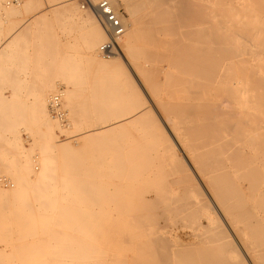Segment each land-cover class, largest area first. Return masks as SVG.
I'll return each instance as SVG.
<instances>
[{
  "label": "bare ground",
  "instance_id": "obj_1",
  "mask_svg": "<svg viewBox=\"0 0 264 264\" xmlns=\"http://www.w3.org/2000/svg\"><path fill=\"white\" fill-rule=\"evenodd\" d=\"M4 1L5 3L6 1L11 2V0ZM109 1L118 8V0ZM217 1L221 2L223 0ZM93 2L96 3L98 0H93ZM120 2L129 13L130 21L127 20V31L122 38V42H120V52L109 59L102 57L98 51L100 46L107 41V34L95 13L89 9L87 11L84 10L85 13H82L80 10L82 7H79L76 0H65V5L61 7L59 12L68 19L67 22H69L71 29L80 34L79 36L82 38L83 44H85L83 48H86V54L90 55V58L88 57L89 55L86 57L89 70L92 71V74L99 75H97L98 77L96 76V78L100 79V94L97 92L99 100L105 102V98L108 107L112 99L114 100L113 104L117 100L113 96L122 91L121 89L127 86L128 84L126 85V83L130 81L127 63L130 65L133 63L140 74L147 80H151V82H154L159 73L165 72L168 87L167 85L163 86L168 88L170 98L175 101L169 104L178 103L180 108L177 113L182 116V121L185 123L179 129L177 142L191 166L186 163L178 152L173 140L164 132L162 124L154 118L152 111L144 108L145 103L141 98V91L139 92V88L131 82H128L131 84V86L128 85L130 90H128V87L123 89L126 93L127 90L129 91V97L124 101L129 99L128 103L130 102L133 110L138 113L136 115L141 116L140 120L135 117L141 122V133H143L142 137L145 139L141 137L140 139L143 141L137 143L139 142L136 141L138 139L134 138L135 144L141 145L137 147L141 152L135 150L137 144L133 145L134 140L130 142V145L135 148L133 150L130 149V152L118 150L120 145L116 147V143L119 144L120 142L115 140L116 143L112 141L110 145L116 147L117 150L114 147L112 149L110 146L114 150L113 153L112 150L110 152L109 144L105 143V147L107 145L106 148H108V151H106L103 143L107 142L106 135L110 131L115 130L114 122L116 118L110 119V115L113 114L107 111L110 114L109 117L107 116L109 118L107 120L105 117L107 115L105 111L107 105H103L106 103L96 100L95 107L99 105L102 107L98 102L105 107L103 109L99 107L101 110L95 111L97 110L96 107L94 110L100 114L98 124L94 123L96 125H92V122H95L97 118L96 120H94L95 118L92 119L88 108L87 110L85 109L87 116L83 115L86 119H81V114L77 111V107L81 104H78L75 107V113L70 112V115L74 114V117L73 115L70 116V118L72 117L71 119L74 118L71 122L72 131L64 130L66 134H72L71 136H73L76 129L81 126V123H86L87 130H85L86 134L81 141L82 145L80 143L81 148L76 149L72 145H65L64 147L62 146L59 158L52 156L50 155V152H52L50 150H54L53 148L55 147L53 146L58 145V140H54L55 136L51 130L57 124V118L52 115L50 103L56 96H61V99L66 96L69 101L74 92H69L70 89L68 88V92H57L56 96L50 97L49 113L53 121L47 109L48 94L46 93L48 91H38L34 93L35 95L37 94V101L34 103L36 104L35 110L37 114L34 115L36 118L38 117L36 123L40 120L42 127L38 129L43 128L44 134V136L42 135L44 137L42 141L44 145H42L45 147V156L41 157V168H36L32 161L30 162L26 159L24 161L25 163L27 162L26 166L23 165L20 167L21 169H18L16 184H12L9 181L7 185L14 189L9 188L7 190V188H2L0 193L3 190V193L9 198L10 196L11 198L18 197L20 199L18 200L17 198L16 200L21 203L24 198V200L26 199L25 202L28 203L29 201L31 202V198L27 194H30V189H33L32 192L38 194H36L38 197L35 195L36 199H33L37 203L39 202L38 204L40 205L37 204L39 208H36L40 212L38 213L37 210V215L31 213L32 215L29 216V213L25 216L28 219L30 217L34 218L35 223L34 216H37L38 221L44 216H49L46 218H51L50 222L47 221L50 224L52 223V226L54 224L58 225V222L68 226L66 225L68 217L73 216V219L81 217L77 216V211L75 212L78 204L82 200V202L95 200V196L102 191L101 187L98 188L97 178L100 176V170L104 166L107 169L108 166L106 164H109L108 159L112 156L111 159L114 158L115 164L112 162L110 164L112 163L117 170V173H114L116 175V187L113 185L115 187L113 191L117 195V199H115L116 210H114L115 207L113 206L112 211L115 214L117 213L118 218L122 219L124 217L123 221L118 220V218L115 219L121 224L125 221L124 227L120 225L121 230L118 228L119 239L116 238L118 239V244L122 243L120 246L124 245V247H119L116 244L114 245L118 246L117 248L114 245H112L113 247L98 246L96 244L99 241L96 240H93L96 243L93 245L68 246L70 251L57 254V256L61 254L59 256L60 259L54 264H264V69L252 68L245 74L241 73L239 75L234 73L233 65L248 64V61L232 60L231 63L217 61L221 53H228V49L232 52L230 56L233 58L244 55L252 57L262 49L261 41L264 40V22H261L262 19L259 18H264V14L262 16L259 14L263 10L260 11L261 9L257 8L259 9L257 11H260L259 13L257 11L250 13L251 11H249L248 14H230L234 18L243 17L248 20L236 23L231 22L233 23L232 25L236 24L238 27L233 28V30L226 27L231 31V33H228V30L222 29L225 25L219 28L218 25L220 23L214 19L217 18L218 14L221 17V14L215 15L214 12V14L210 12L212 8H210V0H120ZM43 3L42 0H21L19 4L12 3L14 6H11L13 8L11 14L19 15L23 11L28 12L36 9L40 7L39 5L43 7ZM45 4L47 3L45 2ZM48 4L50 5L49 2ZM48 4L47 7H49ZM216 8L218 9V7ZM252 8L256 7L253 5ZM252 8L251 6L249 7V9ZM230 15L228 16L231 19ZM45 17L44 19H46ZM212 19L215 21H211ZM43 20L41 21L43 22ZM27 23L21 28L27 26ZM165 33H169L173 37L170 42L167 41L165 43L166 45H164V40L167 38L164 40L160 39V35ZM227 33L229 36H227ZM144 36L145 38L148 36L153 39L156 47L158 45L166 46V50L169 51L163 52L162 55L166 56L170 63L169 66L175 68L176 73L171 72V74L168 69V71H163L158 66L155 67L144 62L140 63L137 60V56L141 55L137 43ZM159 40L163 43L158 42ZM149 61L151 62V60ZM152 61L155 62L153 59ZM262 63L264 65V62ZM89 77L92 78L91 76ZM126 93L123 94L126 95ZM212 93L214 95L217 94L216 96L218 97L210 103L213 100L212 97L210 100ZM76 94L80 95L79 92L74 93L73 102ZM98 95L96 94L97 98ZM77 98L79 97L76 96L75 101L79 100ZM108 100L110 101L108 102ZM70 104L72 105V103ZM61 105L63 108L64 104L62 101ZM113 106L118 107L116 104ZM174 108L176 107L174 106ZM71 109L73 110V108H70V111H72ZM112 109L115 108L113 107ZM94 111L92 112L94 113ZM95 115L93 114V116ZM114 115V117H117L116 114ZM201 115L203 118H199ZM96 117L99 118V115ZM133 120L135 119L133 118ZM40 122L38 123L40 124ZM116 126L120 128L121 125ZM131 126L134 125L131 124ZM108 135L110 136L111 134ZM102 136H104L105 140L102 139ZM99 139L104 141L100 145L98 144L101 141ZM68 141L67 144L72 143L70 140ZM65 142L59 144L63 145ZM109 142L111 141L109 140ZM98 145L100 146L98 149L103 146L105 150L104 148L97 150L96 146ZM59 147L61 148V146ZM142 147H144L143 151ZM161 160L165 162L167 160L168 165L171 167V172L173 170V173L177 176V179L173 180L174 185L170 184L172 187L167 185V183V186H163L166 181L160 184L165 187L164 189L161 187L164 191H161L162 189H154L155 187L150 181L151 174L155 173L160 167L155 169L156 165L158 163L161 165V162L163 165ZM151 168H153L152 170L155 169V172L152 171L151 173L150 171V174H148L147 171L149 170H146V173H141L143 169ZM114 172H116L115 168ZM164 173L166 174V172ZM161 176L165 175L162 174ZM160 180L163 181L164 178ZM153 182L155 184L154 179ZM144 185H146V188L149 185L148 189L145 188L146 191L143 189ZM166 187H169V189H166ZM203 189L209 196L205 194ZM25 202L22 207L27 208L25 206L28 205ZM85 205H82V207ZM86 207V211H89V206ZM80 215L83 214L80 213ZM76 216L77 218H75ZM171 216H177L178 218L188 217L192 223H195L196 228L193 232L184 233L181 236L175 230L174 225L169 222ZM82 218L84 219V217ZM63 224H59V227ZM79 226L81 225L79 224ZM79 226L77 225L76 227L79 229ZM70 227L62 229L69 230ZM122 227H126L125 229L127 230L123 231ZM73 228L76 231V228ZM74 229H71V231L75 232ZM107 240L106 242H109ZM110 242H112V239ZM128 246L129 248H127ZM114 247L116 250L113 249ZM63 249L61 248V251H64ZM130 249L132 253L129 252ZM77 250H80V252H77ZM133 254H136V256Z\"/></svg>",
  "mask_w": 264,
  "mask_h": 264
},
{
  "label": "rangeland",
  "instance_id": "obj_2",
  "mask_svg": "<svg viewBox=\"0 0 264 264\" xmlns=\"http://www.w3.org/2000/svg\"><path fill=\"white\" fill-rule=\"evenodd\" d=\"M3 1L4 0H0V69L2 71L6 70V69H10L9 70L10 73L22 74L21 81L23 83V89L24 90L23 89L15 90V89H11V88H0V178L6 177L8 179V181H10L12 184H14V183L16 184V175H17V172L19 171L18 169H21L20 167H22L23 165L26 166L27 162L26 163L24 162V161H26V159L29 160L30 162L32 161L34 166L36 168H39L41 157L45 156L44 155L45 154L44 153L45 147L43 146L44 142L42 143V141L44 139V137H43L44 134H43V130H42L43 128L38 129L39 127H42V124H41L40 120L38 121V122H40V124L38 122L36 123L38 117L36 118V116H35L37 113L35 110L36 104H34V103L37 101V99H36L37 94L35 95L34 93H37L38 91L39 92H41V91L47 92L48 91L46 93V94H48L47 95L48 96L47 97L48 98L47 109H48V114H49L50 118H51V115L49 113V110H50L49 109V102H50V99L54 95L55 96L57 95V92L58 93L61 91L68 92L70 89L69 92H71V91H73L74 93L79 92V94H80L79 96L77 94L75 95V98H76V96L79 97V98H77V99H79L78 101L77 100L75 101V98H74V102L76 103V105L72 99L74 93L72 94V97L70 98L69 101L66 98V96H65V98H63L61 100L64 104L63 105L64 107L62 108V110H64V112H65L66 123H62L60 120L56 119L57 124L54 125V129L52 127L51 130L53 131L54 136H55L54 140L55 139L58 140V145L56 144L57 147H56V145L53 146L55 148H53L54 150H50V151H52V152H50L51 153L50 155L59 158L61 156L60 154L62 152V146L64 147L65 145L66 146L72 145L76 149L81 148L80 147L82 145L81 141H82V139H84V135L86 134L85 130H87V128H86L87 125H85L86 123H84V122L81 123V126L79 128H77L80 130L81 133L79 132V130L76 129V131L73 134L74 137L71 136L72 134H69V135L66 134V131L69 130L68 132H70L71 122L74 119V118L71 119L72 117L70 118L71 115H73V117H74V114L70 115V112L75 113V111H76L75 107L78 106V104H81L77 107L79 109V110L77 109V111L80 112V114H81V116H80L81 119H86V117H83V115L87 116L86 115L87 113L85 111V109L87 110V108H88V112L90 111L89 115L92 117V119L95 118L94 120H96V118H97V120L95 122H92V125H96L94 123H97V124L99 123L98 121L100 119V114H98L95 111H99V110L103 109V107H104L103 105H105V106L107 105L106 108L104 107L106 112L110 111L111 114H113V115H110L109 112H107V115H105V117L107 118V116L109 117V115H110V119L116 118L115 119L116 123L114 122L115 127H116L115 130L110 131L108 133V134H111L110 136L108 134L106 135V137H107L106 141L107 142H104L101 139H99V141L101 140L99 143L97 142L99 145L101 142H104L103 143L104 147H105V143L107 145L109 144L108 148L110 149V152L112 149L118 147V145H120L118 147V150L121 149V151H123V152H126V151L130 152V149L133 150V148H135V147H136L135 150H138L137 147L141 146V145L137 144V143H140L141 141H143L140 139L143 135V133H141L142 128H140L141 122L139 121L141 119V116L139 117V115H136L138 113L135 110H133L131 103L130 102L128 103L129 99H128V101H124L125 99L127 100V98L129 97V95H128L129 91L128 90H130V87H128V85L131 86V84L128 82L135 84L137 86V88H139L138 91L139 92L141 91L140 92V94L142 95L141 98H142L143 102L145 103L144 108H147V110L150 109L152 111L154 118H156L160 122V124H162L164 132H166V134L173 140L174 144L176 145V148L178 149V152L184 158L186 163L188 165H190L187 157L185 156L184 151L181 149V146L177 142V140H178L177 134L180 132L179 129L181 127H183L185 125V123L182 121V116H179L177 113V112H179V108H180L178 103L174 104V105L169 104L171 102L174 103L175 101L172 100L173 98H170V94L168 93V88H164V86H163V85H167L166 84L167 76H165V74H164L165 72L159 73L158 74L159 76L154 80V82L153 81L151 82V80L150 81L147 80L146 78H144L140 74L139 70H137L136 66L133 65V63L131 65L129 63H127V72H128V75L130 76V81H128L126 83V85L127 84L128 85L124 86V88L128 87L129 89L127 90V93H126V91L123 90L124 88L121 89L123 91V93H126V95L121 93L122 91H120V92H118L119 95L116 94L118 96H116V95L113 96L115 98V100L117 99L114 104H116L118 107L113 106L114 105L112 103L114 101L113 99L111 100V102H109L110 100H108V102H109V107H108V104H107V101L105 100V98H104L105 102H102V100H99L98 93L100 94V90H101L100 84H99L100 79L96 78V76L98 74L94 75V74H92V71L89 70L90 68H89V64H87L88 60L86 58L87 55H89V54L88 53L86 54V52H87L86 48H83V47H85V44H83L84 42H83L82 38L79 36L80 34L77 32H74L71 29V26L68 24L69 22H67L68 19H66L65 15H63L62 13L59 12L61 7H63L65 5L64 4L65 0H64V2H62L63 0H61V1L57 0V2H56V0H47V1L42 0V3H43V1H45L47 4L49 2L50 3V5L48 4L49 7H47V4H45V2H44L43 7H41L42 5H39L40 7L33 9L31 11H28V12L23 11V13H20L19 15L11 14L12 10H13L12 7L14 6L12 4V2L6 1V3H5V1L4 2ZM76 1L78 2V5L80 7L81 6L80 1H78V0H76ZM210 1H211L210 2V8L212 7L210 9L211 13L214 12L215 15L220 13L221 17H223V15H225V17L221 18L220 15L218 14L217 18H214V19H216V22L220 23L218 25L219 28H222L223 25H225L222 29H226V30H228L229 28H232L231 30H233V28L238 27V25H236V24L232 25L233 23L248 20L247 18H243V17L242 18H240V17L234 18L231 16L233 14H235V15H238V14L241 15L242 13L248 14L249 11H251L250 13H252V12L254 13L259 9H261L260 11L263 10L261 12V14H259V15L262 16L264 14L263 13L264 12V9H263L264 8V0H247V1L246 0H223L221 2H218L217 0H210ZM51 2H53V3L51 4ZM212 2L214 3V5ZM219 3H220V5H219ZM221 4H222V6H221ZM253 5L256 8L253 9L252 8ZM117 6L119 9L122 10V13L124 15V21H126V24H127L128 21H130L129 13L126 11L124 5L120 2V0L117 1ZM248 6L249 7L251 6L252 9H249ZM216 7H218V9ZM257 8H259V9H257ZM80 10L82 13H85L83 9L80 8ZM85 11H87V10H85ZM245 11H246V13H245ZM228 15L231 16V19L229 18ZM226 16H228V18H226ZM44 17L46 19H44ZM232 18H234V19H232ZM214 19H212L211 21H215ZM259 19H262V21L261 20L260 21L264 22L263 17H260ZM41 20H43V22ZM26 22H28L26 24L27 26H25L26 29H25V27L21 28ZM221 22H222V26H221ZM228 22H230V23H228ZM231 22H233V23H231ZM224 23H226V24H224ZM227 24H229V25H227ZM228 31H226V32H228ZM228 33H231V31H229ZM17 34H20V35H17ZM227 36H229V34ZM160 37H161L160 38L161 40L162 39L164 40L167 38L166 40H164V45H166L165 43H167V41L170 42L173 39V37L169 33H165L163 35H160ZM78 38H80V39H78ZM161 40H159L158 42L163 43ZM139 41L137 43V46H139L138 50L140 48L139 52L141 53V55L137 56V60L140 63L141 62L142 63L143 62L148 63V64H151L152 66L154 65L155 67L158 66V68L163 69V71L168 69L170 73L171 72L176 73V69L169 66L170 63L166 59V56L162 55L163 52L166 53L167 51H169V50H166V46L162 47V46L158 45L159 48H158V46L157 47L154 46L155 44L153 42V39H151L148 36L146 38H145V36H144V38H140ZM261 44H262L261 45L262 51L258 50L259 52H257L255 54L257 56L253 55L252 57H250L249 55H244L241 57L233 58L230 56L232 54V52L228 49V51H227L228 53H221L220 54L221 56H219L217 58V61L218 62H225L226 61L227 63H231L232 60H235V61L240 60V62L242 60L245 62L248 61V64L244 63V64L235 65V66L233 65L232 69L234 70V73H237L239 75L241 73L245 74L249 69H252V68L264 69V65L262 63V62H264V47H263L264 46L263 45L264 40L261 41ZM151 51H152V53H151ZM118 52H120V47L117 50V53ZM258 53L260 56L258 55ZM223 55H224V57L222 58ZM88 57L90 58V55ZM152 59L155 62H153ZM149 60H151V62ZM86 61H87V63H86ZM147 61H149V62H147ZM260 63H262V65H260ZM134 64H135V62H134ZM77 71H79V72H77ZM14 74H12V75H14ZM89 76H91L93 78V81H92V78H90ZM7 80H9V79H6V78L3 79L2 78L0 80L1 81L0 85L2 87H4V85H6L5 82ZM79 84H80V86H79ZM75 85H76V87H75ZM49 87H50V89H49ZM167 87H168V85H167ZM75 89L77 90V92H75L76 91ZM96 94L98 95V98H97ZM216 95H214V93H212V96H210V100H211V97L213 100H211L210 103H212V101L217 99L216 97H218V96H216ZM96 100L97 101L99 100L100 102L106 103V104L102 105V103L98 102V104H101L102 107H100V105H99V106H96L97 107L96 108L95 107ZM120 100L121 101L123 100L122 104L124 103V105L121 104ZM11 102L14 104H12ZM21 102H22V104H21ZM69 102L72 103V105ZM87 104H90V105H87ZM110 104H111V106H110ZM119 106H120V108H119ZM174 106L176 108H174ZM113 107L115 109H112ZM70 108H73V110L74 109L75 110L73 111L71 109L73 111L72 112V111H70ZM95 108L97 110H95ZM107 108H109V109H107ZM110 108L114 111H112ZM92 111H94V113ZM67 112H68V114H67ZM93 114L94 115L96 114V115L93 116ZM114 114H116L117 117H114L115 116ZM98 115H99V118L96 117ZM68 117H69V119H68ZM75 117H76V115H75ZM133 118L135 120L136 119L137 120L135 121V120H133ZM199 118H203L202 115L199 116ZM107 120H109V118H107ZM117 122H118V124H117ZM132 122H134V123H132ZM129 124H130V126H129ZM131 124L134 126H131ZM116 125H118V126L121 125V126L119 128ZM137 125H138V127H137ZM64 130H66V131H64ZM38 132H39V134H38ZM112 132H114V134H112ZM112 135L115 136V137L113 136L115 139L112 137ZM104 136H102L103 138L102 137L101 138L105 140ZM134 138L138 139L136 141H139L136 143L137 146H135L136 141L134 140ZM143 139H145V138H143ZM68 140H70V142H72L74 145L72 143L67 144L69 142ZM109 140L111 142H109ZM114 140L117 142H120L122 145L120 143L117 144ZM133 140H134V142H133ZM65 141H67V142H65ZM112 141L114 143H116V145H117L116 147L110 145V144H112ZM64 142H65V144L60 145L61 143H64ZM125 142H126V144H125ZM130 142H133V145L135 147L134 146L132 147L130 145L131 144ZM80 143H81V145H80ZM38 144H40V145L38 146ZM107 145H106V147H107ZM59 146H61V148ZM98 146H96L97 150H101L102 148H104L102 146L101 149H98V148H100V146L99 147ZM110 146L112 149L110 148ZM105 148H104V150H105ZM108 148H106V151H108ZM58 149H61V150H58ZM141 149L143 151L144 147H142ZM116 150H117V148H116ZM55 151H57V152H55ZM113 151L114 150H112V153H113ZM53 152H55V153H53ZM133 152H135V151H133ZM133 152H131V153H133ZM139 152H141V151H139ZM111 157L112 156H110L109 158L111 159ZM110 159H108L109 164L108 163L106 164L108 166L107 169H105L106 166H104V168L101 169L102 171L100 170V176H98V178H97V182L99 185L98 188L101 187L102 191H100V193H98L95 196L96 197L95 200H92L94 202H92V201L90 202L89 200L86 202H82L83 201L82 200L80 202V204L85 205V203H87L84 207H82V205L80 207V204H78L75 212L77 211L76 212L77 216H81V217H79V218H77V216L75 217L79 221L77 219H73L72 218L73 216L68 217L69 219H67L68 222L66 223V225H68V226H64L65 224H63L62 222H58L57 223L58 225L54 224L52 226V223L51 224L49 223L51 221V218H49V219L46 218L49 216H46V217L44 216L45 219L42 217L39 219V221L36 218L37 216H34L36 223L34 221V218L32 219L30 217V219H28V217L25 216L29 213H30L29 216L32 214L37 215L40 212V210H38L36 208L40 204H38L39 202L37 203L36 200H34V199H36V196L38 194L36 193L37 194L36 195L35 193H33L32 192L33 189L32 190L30 189L31 192L28 191V192H30V194H27L31 198V202L29 201L28 203H30L32 206L30 204H28L27 202H25L26 199L24 200V198L22 200V203L20 201H18L20 199L18 197H17L18 200H16L17 199L16 197L11 198V196H10V198H11L10 199L8 196L5 195V193H3L4 191L2 190L0 193V264H7V263L8 264H42V263L43 264H47V263L48 264H54V262L57 263L60 259L59 256L61 254L59 256H57V254H59L60 252L61 253L66 252L67 253L70 251L68 246H76V245L80 246V244L81 245L96 244L95 241L93 242V240L99 241L96 244L98 246L113 247L112 245L116 244L119 247H124V245L120 246V244H122V243L118 244V239H119V237H118L119 232L118 231H119V229L121 230L120 225H123V227H124L125 221L123 222V224H121V222L118 223V221L116 220L118 225H119V227H117L118 225H117V223H115L116 222L115 219L118 218L119 216L116 215L117 213L115 214V212L112 211V209L114 207H115L114 210H116V206H115L116 200L115 199H117V195H115L116 193H114L113 190L116 187V185H115L116 175L115 174L117 173V170H116V167L113 166V164H115V162H114L115 160H113L114 158H112L111 161H110ZM161 161H163V165L161 162V165H160V163H158L157 164L158 166L156 165V168L153 166L155 169H157V167H159V166L160 167L163 166L161 169H160V167L157 169L159 172L157 170L155 172V169L152 170L153 168L143 169L141 171V173H143V174H144V172L146 173V170H149V171H147L148 174H150L149 173L150 171H151V173H152V171L156 173V174L152 173L154 175V177L151 174V180H150L153 183V187H155L154 189H162V188L164 189L165 187H162L160 185L164 181H166V182H165V185H163V186L169 185L170 187H172L174 185L173 182L177 179V176L175 175V173H173V170L171 172V167L167 163L168 161L167 160H166V162L164 160H161ZM110 162H112L113 164L112 163L110 164ZM114 168H115L116 172H114ZM103 169H104V171H103ZM161 170H162V172H161ZM164 172H166V174L168 172V174L166 175ZM170 173H172V174L169 176ZM101 174L103 177L101 176ZM162 174L165 176H169V177H167L168 179L165 176H161ZM156 175H157V177H155ZM162 177L164 178V180ZM153 179L155 181V184L153 182ZM155 179L157 180L158 185L156 184ZM160 179H162L163 181H161ZM196 180H198V179L196 178ZM99 181H100V183H99ZM166 183H167V185H166ZM113 185L115 187H113ZM144 186L145 187L143 189L146 191V189H148L149 185H147V188H146V185H144ZM159 186H160V188H159ZM2 188H4V189L7 188V190H9V188H12V187L4 186V185L0 184V190ZM12 189H14V188H12ZM12 189H10V190H12ZM163 189L161 191H164ZM166 189H169V187L168 188L166 187ZM166 189H165V191H167ZM203 191L205 192V189H203ZM115 192H116V189H115ZM205 194L207 196H209V194H207V192H205ZM112 195H114V196H112ZM33 196H35V197H33ZM102 196L104 197V199ZM33 200H34V202H33ZM24 202L29 207L25 206V205L24 206L27 208L22 207ZM88 203H89V205H88ZM113 203H114V205H113ZM86 206H89V211L88 210L86 211V208L88 209V207H86ZM78 208L81 210H79ZM31 210H32V212H31ZM37 210H38V213H36ZM87 212H89V213H87ZM112 212L116 216H114L112 214ZM80 213L83 215H80ZM85 213H86V215L88 214L87 216L85 215L86 217L84 216ZM82 217H84V219ZM71 218L73 221L70 220ZM41 219H43V221L40 222ZM119 219L120 218H118V220ZM122 219H120V220L123 221L124 219L123 220ZM70 221H72V222H70ZM76 221H78V223H76ZM113 222L115 223V225ZM169 222L171 223V225H174L175 230H177L178 233L181 234V236L184 235V233L189 234V233L193 232V230L196 228L195 223H192L190 221V218H188V217L178 218L177 216L176 217L171 216L169 219ZM42 223H44V224H42ZM70 223H72V224H70ZM59 224H63V225H60L61 228L59 227ZM79 224L81 226H79ZM70 225L75 227L76 231L77 230H79V231L76 232L72 226L70 227ZM77 225L79 226V229L76 227ZM40 226H41V228H40ZM65 227H70L69 228L70 231L68 229H62ZM123 227H122L123 231L127 230V229H125L126 227L125 228H123ZM114 228H116V229H114ZM71 229H74L75 232H73V230L71 231ZM139 229L141 230V228H139ZM54 232L55 233L57 232L58 234L57 233L55 234ZM115 234H117V235H115ZM105 238L108 239L107 241H109V242H106ZM116 238H118V239H116ZM69 239H71V240H69ZM111 239H112V242H110ZM102 240H104V241H102ZM62 245H63L64 249H63ZM116 245H114V246L117 248L118 246H116ZM129 245H131V244H129ZM115 247L113 249L116 250ZM61 248L64 251H61ZM67 248H68V250H67ZM127 248H129V246ZM130 248L132 249V247H130ZM119 249H117V250H119ZM131 249L129 251L130 253H132ZM121 250H122V248H121ZM134 250L135 249L133 248V252L135 253ZM78 251L80 252V250H77V252ZM49 254H50V256H49ZM136 254L138 255L137 251H136ZM136 254H133V255L136 256ZM45 262H47V263H45Z\"/></svg>",
  "mask_w": 264,
  "mask_h": 264
},
{
  "label": "built area",
  "instance_id": "obj_3",
  "mask_svg": "<svg viewBox=\"0 0 264 264\" xmlns=\"http://www.w3.org/2000/svg\"><path fill=\"white\" fill-rule=\"evenodd\" d=\"M21 0H12L13 4H19ZM83 10H91L95 13L100 24L107 34V41L99 48V54L104 58H111L117 54L120 42L127 31V25L124 23L122 10L113 5L109 0H99L94 3L93 0H78ZM61 96H56L50 103V109L53 117L66 123L65 112L62 110ZM0 184L8 185L6 177L0 178Z\"/></svg>",
  "mask_w": 264,
  "mask_h": 264
},
{
  "label": "crops",
  "instance_id": "obj_4",
  "mask_svg": "<svg viewBox=\"0 0 264 264\" xmlns=\"http://www.w3.org/2000/svg\"><path fill=\"white\" fill-rule=\"evenodd\" d=\"M10 69H6L4 71H2L0 69V80L3 78L9 79L5 82L6 85H4V87H2L0 85V88H11V89H15V90H21L23 89V83L21 81V76L22 74L20 73H10L9 72ZM22 72V71H21ZM14 74V75H12ZM1 84V81H0ZM8 85V86H7Z\"/></svg>",
  "mask_w": 264,
  "mask_h": 264
}]
</instances>
